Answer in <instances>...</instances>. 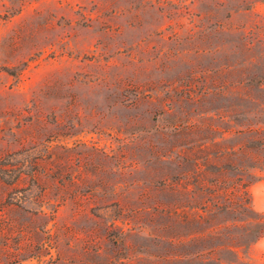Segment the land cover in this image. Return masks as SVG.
Segmentation results:
<instances>
[{
    "label": "rangeland",
    "instance_id": "obj_1",
    "mask_svg": "<svg viewBox=\"0 0 264 264\" xmlns=\"http://www.w3.org/2000/svg\"><path fill=\"white\" fill-rule=\"evenodd\" d=\"M238 73H264V0H0V264H150L113 202L230 143Z\"/></svg>",
    "mask_w": 264,
    "mask_h": 264
},
{
    "label": "trees",
    "instance_id": "obj_2",
    "mask_svg": "<svg viewBox=\"0 0 264 264\" xmlns=\"http://www.w3.org/2000/svg\"><path fill=\"white\" fill-rule=\"evenodd\" d=\"M230 86L232 125L220 130V138L231 134L228 145L186 146L180 171L160 180L158 191L113 202L128 209V225L152 223L150 264H264L249 254L264 236V214L254 210L248 191L264 167V73H238ZM184 128L187 137L200 129Z\"/></svg>",
    "mask_w": 264,
    "mask_h": 264
}]
</instances>
